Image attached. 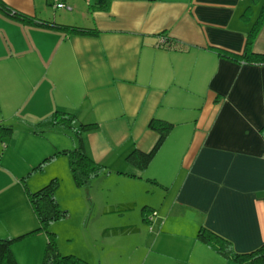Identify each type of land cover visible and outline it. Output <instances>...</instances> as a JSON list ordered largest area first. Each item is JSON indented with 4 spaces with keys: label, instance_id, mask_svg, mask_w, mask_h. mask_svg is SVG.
I'll use <instances>...</instances> for the list:
<instances>
[{
    "label": "crops",
    "instance_id": "0c3cea01",
    "mask_svg": "<svg viewBox=\"0 0 264 264\" xmlns=\"http://www.w3.org/2000/svg\"><path fill=\"white\" fill-rule=\"evenodd\" d=\"M1 1L34 22L0 10V123L12 128L0 138V238L36 224L27 192L53 171L27 172L71 146L42 135L70 138L60 124L30 131L61 109L95 124L81 134L88 156L103 166L90 183L114 184L116 209L133 213L126 219L156 208L152 223H106L105 236L121 250L96 260L85 254L87 262L238 264L196 239L201 226L235 252L264 242V64L231 58L264 15V0ZM251 48L264 54V19ZM153 117L172 128L147 167L130 176L124 157L149 150Z\"/></svg>",
    "mask_w": 264,
    "mask_h": 264
},
{
    "label": "trees",
    "instance_id": "16d2710c",
    "mask_svg": "<svg viewBox=\"0 0 264 264\" xmlns=\"http://www.w3.org/2000/svg\"><path fill=\"white\" fill-rule=\"evenodd\" d=\"M0 10L14 18L19 19L20 21L28 23L34 22L32 18L10 7L9 5L4 4L1 0ZM263 19L264 15L260 13L245 35L242 51L239 54L232 55V59L240 60L245 63L264 64V54L253 52L251 48L253 40L262 25ZM52 27L72 33L90 35L97 33L95 29H87L75 26L52 25ZM76 120V116L73 113L61 109H55L45 119L38 122L36 124L37 127L31 129L30 132L32 134L41 135L44 131L41 130L42 127L40 125L60 124L66 129L74 130L73 138L75 140L71 147L61 148L55 153L45 155L28 170L27 175L42 170V167L46 163L50 162V160H52L56 154H63L66 156L71 177L78 185L83 184L88 186L91 180L102 171L103 166L101 164H97L88 156L81 137L82 133L94 128L95 124L82 123ZM74 121L76 122L75 128L72 126V122ZM146 126L148 129L153 130L157 136L149 150L140 151L138 149H132L125 155V160L132 165V168L130 171H128L129 173H126L130 176L138 177L139 174L147 167L172 128L171 123L156 119L154 117L149 119ZM11 131V125L0 123V138L9 136ZM0 144L1 148L5 147V143L3 141H0ZM147 180L152 181L150 179ZM56 187L57 181L53 177L46 184L38 187L36 190L27 192L28 202L38 220L37 228L31 230L29 233H32L38 229H45L44 227H46L50 222L65 217V211L58 208L57 202L54 199L53 194ZM142 211L146 212L145 210ZM150 215L151 213H148L146 216V219L149 223H151ZM22 236L23 235L11 238H0V264H17L11 253L10 246L13 242L21 239ZM195 237L197 240L209 246L216 253L230 258L232 261L237 262L238 264H264V242H262L255 249L249 250L247 252H235L232 250L229 241L206 229L205 227H199L196 231ZM41 261L42 264H90L71 254L61 255L57 251L52 233L48 232Z\"/></svg>",
    "mask_w": 264,
    "mask_h": 264
},
{
    "label": "rangeland",
    "instance_id": "374dc122",
    "mask_svg": "<svg viewBox=\"0 0 264 264\" xmlns=\"http://www.w3.org/2000/svg\"><path fill=\"white\" fill-rule=\"evenodd\" d=\"M65 130L67 131L66 135H69L70 138L61 136L60 134L57 136L56 132L52 134L44 132L42 135L45 138L49 136L52 141L58 139L63 141L64 139L66 144L68 142V146H72L71 140L72 137H74V130L66 128ZM56 156L58 157L42 167L46 174L53 171L48 175L49 177L46 178V181L42 185L46 184L54 176L57 181V187L53 194L54 199L57 202L58 208L65 211V217L50 222L44 227L45 229H38L29 233L38 226V220L34 218L36 224L33 228L25 233L26 236L23 235L21 239L15 241V245H13L12 249L10 248L17 264H19L18 261L22 256L24 260L29 257H37L36 264H42L41 258L47 239V232L52 233L57 251L61 255L71 254L87 262L88 260L90 261V259H88L90 256L85 254L91 253L93 260H96V254L100 255L102 252H119L121 250V248H116L118 245L116 241L118 240L110 234L109 238L105 236L106 231L103 229L106 223H108V226H110L109 223H118L121 226H124V223H149L146 219L148 213H151L150 220L155 216L153 212H155L154 210H156V208L152 206L153 209H148V207H146V212L142 213L143 217L141 220L136 219L134 216L126 219V215H133V213L127 214V210L123 212L116 209L115 204L119 199V192L114 184L109 183L107 188L105 185L99 183H90L88 186L83 184L78 185L71 177L66 156L63 154H57ZM42 171L43 170H39L31 174L36 175ZM31 174H28V176ZM98 211L99 214H97ZM41 238L44 240L42 245L40 243V240H42ZM38 253H40V255H37ZM87 263L98 264L94 262Z\"/></svg>",
    "mask_w": 264,
    "mask_h": 264
}]
</instances>
